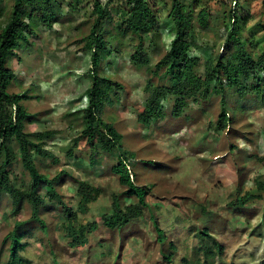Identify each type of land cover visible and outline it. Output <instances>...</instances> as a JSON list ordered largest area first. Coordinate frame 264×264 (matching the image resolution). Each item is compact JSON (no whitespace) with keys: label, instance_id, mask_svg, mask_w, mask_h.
Segmentation results:
<instances>
[{"label":"rangeland","instance_id":"obj_1","mask_svg":"<svg viewBox=\"0 0 264 264\" xmlns=\"http://www.w3.org/2000/svg\"><path fill=\"white\" fill-rule=\"evenodd\" d=\"M95 1L53 0L59 12L51 27L25 16L32 33L20 39L7 67L15 77L8 91L26 92L29 99L21 104L35 116L25 130L55 132L42 145L51 156L34 153L38 171L53 180L60 200L77 213V226L96 222L97 229L88 234L84 247L71 248L61 227L65 217L59 199L51 203L45 199L47 206L40 208L44 231L30 221L27 203L16 211L13 199L1 195L0 264L9 257L8 234L19 222L25 234L19 254L29 264H260L264 256V95L238 98L235 89L224 88L229 120L225 129L216 125L223 100L216 94L188 100L178 118L171 114L175 97L170 95L163 102L162 120L148 127L138 121L148 82L161 83L164 69L155 66L173 36L169 31L172 0H146L158 17L161 34L155 43L144 41L150 63L142 69L130 62L137 38L117 29L128 10L124 0H98L109 13L102 26L112 53L101 60L97 72L120 86L112 88L114 101L104 106L100 117L122 135L120 152L131 156L134 184L149 188L147 207L139 219L119 232L102 225L101 216L111 210L112 196L125 188L110 170L116 162L111 156L96 155V163L88 165L91 152L80 136L81 110L87 104L84 92L91 84L85 78L91 67L82 40L97 17ZM180 1L189 4L190 0ZM263 1L199 0L193 5L188 40L192 55L201 58L197 75L204 74L206 60L225 55L226 25L233 24L227 15L234 10L241 38L248 41L255 58L260 54ZM11 6L12 0H2L0 28L8 21ZM199 9L208 13L204 27L197 20ZM9 176L15 188L29 180L19 161ZM81 180L102 189L84 213L77 210L75 195L76 182ZM120 201L126 206L136 199L121 196Z\"/></svg>","mask_w":264,"mask_h":264},{"label":"trees","instance_id":"obj_2","mask_svg":"<svg viewBox=\"0 0 264 264\" xmlns=\"http://www.w3.org/2000/svg\"><path fill=\"white\" fill-rule=\"evenodd\" d=\"M1 2L2 0H0V18L3 16ZM196 2L199 0H190L189 4L172 0L169 31L173 36L167 51L155 66L156 69L162 67L164 69L160 76L161 83L151 86L150 81L145 88L148 96L144 102L143 111L138 114V121L144 127L163 119V102L170 95L175 97L171 110L175 118L183 114L188 100L196 101V98H206L210 94L221 96L222 106L216 122L219 129H225L229 121L226 116L228 110L224 101L227 94L224 88L235 89L238 98L250 96L249 94L264 95V77H260V74L264 73V29L261 52L255 58L248 48V41L242 39L239 33L237 10L227 15L228 23L232 20L233 24L226 25L225 55L206 60L203 64L204 74L201 76L196 74L201 58L192 55L193 45L188 40L192 19L190 12ZM124 4L128 10L121 18L117 29L137 38V43L133 45L134 49L130 54V62L136 69H142L148 67L150 63L144 41L147 40L151 44L156 42L158 35L161 34L160 22L146 0H124ZM58 12V7L54 5L53 0H12L8 21L0 28V197L8 194L13 199L16 211L23 203H27L31 211L30 221L37 222L44 231H46V225L40 218V208L47 206L45 199L49 203L56 198L59 199L63 217H65L61 224L64 235L70 240L68 243L71 248H78L88 243L87 236L97 229V223L91 222L77 226L75 224L77 213L60 200V196L54 190L53 180L38 171L34 162V153L41 157L51 156L48 151L43 150L42 145L45 140L52 139L55 132H27L25 124H31L35 116L29 114L21 102L28 100L29 96L26 92L20 94L8 91L15 77L7 67V63L15 54V50L20 47V39L32 33L25 21V16L28 19L43 20L47 26L51 27ZM93 12L97 17L89 34L82 40L83 50L89 57L91 67L85 78L89 77L91 84L84 92L87 104L81 110L83 129L80 136L85 137L91 152L89 166L96 163V155L100 154L103 156L107 154L116 161L111 165L110 170L125 190L119 195L112 196L111 210L103 214L101 220L107 230L119 232L143 215L147 207L145 197L149 188L134 184V173L132 174L129 167L131 156H127L126 152H120L122 135L111 123L104 122L100 117L104 106L114 101L112 98L114 95H111L112 88L120 86L116 85L114 80L99 76L97 72L101 60L112 53L110 48H107L109 43L105 40L102 26L104 19H110V17L98 0L93 4ZM197 20L202 27L206 26L207 11L199 9ZM17 161L29 177L28 182L19 188L14 187L9 176L12 165ZM76 184L77 210L82 212L89 204L98 200L102 189L86 180L77 181ZM46 193L47 196H45ZM121 196L134 197L136 201L122 206ZM245 199L241 202L245 203ZM22 224L16 223L8 234L11 240L10 250L4 264H29L19 254L25 246L21 242L25 234L19 230ZM219 248L221 251L220 246ZM260 264H264V257Z\"/></svg>","mask_w":264,"mask_h":264},{"label":"clouds","instance_id":"obj_3","mask_svg":"<svg viewBox=\"0 0 264 264\" xmlns=\"http://www.w3.org/2000/svg\"><path fill=\"white\" fill-rule=\"evenodd\" d=\"M264 257V256H263Z\"/></svg>","mask_w":264,"mask_h":264}]
</instances>
